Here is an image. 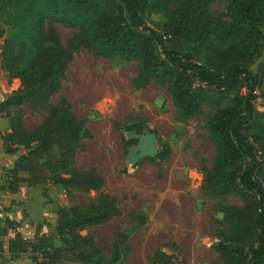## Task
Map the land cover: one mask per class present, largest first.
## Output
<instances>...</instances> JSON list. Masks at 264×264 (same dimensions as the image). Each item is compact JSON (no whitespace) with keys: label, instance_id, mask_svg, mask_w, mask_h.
<instances>
[{"label":"trees","instance_id":"16d2710c","mask_svg":"<svg viewBox=\"0 0 264 264\" xmlns=\"http://www.w3.org/2000/svg\"><path fill=\"white\" fill-rule=\"evenodd\" d=\"M215 1L0 0V22L13 31L0 45V71L19 83L0 101V118L8 124L0 141L6 155L23 152L6 172L0 191L15 193L19 184H52L70 202L55 213L58 247L39 234L38 226L32 243L14 233L7 246L13 258L28 253L34 264H119L128 254L124 234L114 236L105 259L84 232L121 212L117 199L105 193L103 177L94 168L76 165V155L85 152L84 141L92 139L86 122L65 97L51 102L73 55L84 50L97 59L136 62L145 79L168 82L183 120L196 116L205 104L215 108L207 129L217 157L205 183L214 195L237 198L242 206L221 207L228 231L219 235L213 251L219 264H264V89L256 94L264 76V0H224L223 11L217 12L211 9ZM146 14L165 18L160 32L145 26ZM56 25L71 31L65 44ZM213 42L222 47L218 55L225 63L199 64L184 48ZM258 97L261 112L253 104ZM23 111L39 115L40 123L27 129ZM113 128L117 131L118 124ZM124 131L129 136L124 147L134 146L138 140L133 135L142 134L143 125L133 122ZM169 153L162 148L156 159L163 161ZM90 191L94 197L85 204L75 201V193ZM4 225L0 237L14 229L8 220ZM151 264L174 262L158 251Z\"/></svg>","mask_w":264,"mask_h":264},{"label":"rangeland","instance_id":"374dc122","mask_svg":"<svg viewBox=\"0 0 264 264\" xmlns=\"http://www.w3.org/2000/svg\"><path fill=\"white\" fill-rule=\"evenodd\" d=\"M223 8L224 0H216L211 6L216 12ZM145 16V26L160 32L165 18L156 14ZM0 25L5 30L1 45L13 31L3 21ZM56 29L65 44L71 31L60 25ZM261 30L264 33V25ZM184 48L193 53L199 64L225 63L224 56L218 55L222 47L217 42L198 47L189 44ZM0 81L5 92L18 87L6 75H0ZM263 89L264 76L257 96ZM171 96L168 82L145 79L136 62L97 59L79 50L73 55L60 92L51 100L55 103L65 97L92 134L90 141H84L85 152L76 155V165L94 168L103 177L104 191L117 199L121 215L84 232L93 237L105 259L109 258L114 236L124 234L129 251L119 264H151L153 254L158 251L172 256L174 264H219L213 246L219 235L228 231L221 207L242 206L237 198L214 195L205 183L217 157L216 145L207 129L215 108L205 104L196 116L183 120ZM253 104L256 110L263 111L260 97ZM40 121L39 115L23 111L27 129L36 127ZM114 122L118 124L117 131ZM133 122L143 125L142 134L133 137L139 139L150 134L157 152L162 148L170 151L165 160L145 155L132 163L131 147H124L123 140L129 137L124 129ZM47 186L55 208L70 205L60 187ZM46 191L43 189L41 193L46 195ZM93 197L92 191L74 194L81 205ZM40 198L36 190L28 194L33 212L42 205ZM47 234L50 238L54 236L51 229Z\"/></svg>","mask_w":264,"mask_h":264},{"label":"crops","instance_id":"0c3cea01","mask_svg":"<svg viewBox=\"0 0 264 264\" xmlns=\"http://www.w3.org/2000/svg\"><path fill=\"white\" fill-rule=\"evenodd\" d=\"M0 75H6V73L0 71ZM13 82L19 85L17 80H13ZM10 93L11 92H5L3 90L2 83L0 81V101L6 98ZM7 130V120L0 118V133H4ZM22 153L23 152L20 150L15 154L6 155L3 151V145L0 141V185L5 180L6 172L12 167L13 162ZM43 189H47L45 192L47 198L43 197V194L41 193ZM54 189L58 188L54 186ZM33 190H36L38 194L41 195L40 199L42 205L36 212H33L31 207H29L28 194ZM59 191L63 193L61 188ZM58 209L60 208H55L53 203H51L50 192L47 185L28 188L25 184H19V187L15 193L0 191V228H6L4 225L5 220L10 221L14 227L13 230L7 228L6 234L0 237V241L3 243V250L0 252V264H34L29 259L27 254H21L16 258H13L7 251L8 241L13 238L14 233L17 232L24 241L32 243L38 226H40L39 234L50 238L47 234V230L51 229L54 233L53 237H56L55 213ZM53 237L50 239L52 240L53 245L58 247L59 242L56 238L53 239Z\"/></svg>","mask_w":264,"mask_h":264},{"label":"water","instance_id":"95a60500","mask_svg":"<svg viewBox=\"0 0 264 264\" xmlns=\"http://www.w3.org/2000/svg\"><path fill=\"white\" fill-rule=\"evenodd\" d=\"M137 147L130 146L129 156L132 158V163L135 164L141 157L149 155L156 157L157 150L153 146V138L150 134L137 139Z\"/></svg>","mask_w":264,"mask_h":264},{"label":"built area","instance_id":"2783aa9c","mask_svg":"<svg viewBox=\"0 0 264 264\" xmlns=\"http://www.w3.org/2000/svg\"><path fill=\"white\" fill-rule=\"evenodd\" d=\"M27 255H29V254L27 253Z\"/></svg>","mask_w":264,"mask_h":264}]
</instances>
